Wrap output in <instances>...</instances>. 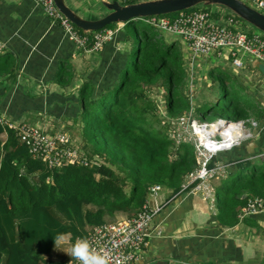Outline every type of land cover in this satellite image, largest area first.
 I'll return each instance as SVG.
<instances>
[{
  "label": "trees",
  "instance_id": "16d2710c",
  "mask_svg": "<svg viewBox=\"0 0 264 264\" xmlns=\"http://www.w3.org/2000/svg\"><path fill=\"white\" fill-rule=\"evenodd\" d=\"M118 35L121 41L134 37L136 43L126 52L124 65L110 69L108 83L97 85L84 78L77 91L78 109H69L73 124L80 125L84 153L94 161L91 166L72 163L50 168L32 156L16 130L0 122V264H40L57 235H67L74 244L89 227L108 221V215H134L153 184L171 194L182 189L185 176L196 167L194 148L190 143L176 145L169 137L168 123L149 93L153 88L165 92L164 109L170 117L192 108L195 117L214 113L230 120L264 118L260 102L219 65L208 71L220 93L216 101L191 104L180 42L144 18L125 22ZM15 60L9 51L0 53L2 89L11 88L16 80ZM55 81L70 85L64 60L58 63ZM220 154L210 166L221 160ZM259 154L222 160L226 176L213 184L221 225L259 227L249 216L239 218L247 198L264 199V153Z\"/></svg>",
  "mask_w": 264,
  "mask_h": 264
},
{
  "label": "crops",
  "instance_id": "0c3cea01",
  "mask_svg": "<svg viewBox=\"0 0 264 264\" xmlns=\"http://www.w3.org/2000/svg\"><path fill=\"white\" fill-rule=\"evenodd\" d=\"M102 1L112 0H65L69 7L86 19H97L108 12ZM101 7L106 9L104 14ZM121 29L123 27L118 31ZM118 31L100 50L82 51L61 26L51 22L34 0H0V53L9 51L14 55L18 69L11 88L2 89L0 84V116L9 121H28L42 129H51L43 124L49 127L54 122L69 119V109H78L77 91L84 78H91L97 85L108 83L110 69L124 65L131 45L130 41H121ZM168 38L179 40L174 36ZM180 45L186 59L188 53L182 42ZM211 57L233 73H238L237 76L242 78L240 83L246 88L251 87L244 81L250 80L251 75L244 71L245 65L242 68L233 67L227 53ZM211 57L208 56L209 59ZM60 60L68 63L71 73L70 85L65 87L55 81ZM252 62L254 66L256 61ZM257 82L262 83L264 88L263 74L257 77ZM188 83L189 79L187 88ZM260 105L264 108L261 101ZM258 124L252 140L219 153L221 160L217 162L249 154L251 157L256 152L259 154L261 148L264 151V118ZM1 136L5 139V134ZM217 182L215 180L213 184ZM157 200L168 202L151 222L148 244L139 264H153L158 260L167 264H264V208L249 215L257 221L258 228L243 223L227 227L218 221L216 209L211 206L213 203L190 191L189 187L174 194L166 189L159 193ZM128 216L126 212H116L105 219L115 221ZM64 237L67 238V235ZM56 248L59 250L57 254L67 251L53 247L50 253ZM69 252L63 259L64 264L71 258Z\"/></svg>",
  "mask_w": 264,
  "mask_h": 264
},
{
  "label": "built area",
  "instance_id": "2783aa9c",
  "mask_svg": "<svg viewBox=\"0 0 264 264\" xmlns=\"http://www.w3.org/2000/svg\"><path fill=\"white\" fill-rule=\"evenodd\" d=\"M34 1L42 7L51 22L61 26L82 51L100 50L124 25L119 22L111 28L79 32V28L58 10L54 0ZM116 1L125 5L143 0ZM242 1L264 13V0ZM214 9L194 8L178 11L172 16H149L144 20L163 35L178 37L188 53V63L198 57L222 56L227 53L231 65L236 68L244 66L243 55H249L264 65V33L250 29H246L248 32L244 31L234 14L227 12L223 7ZM188 86L192 88L190 78ZM189 92L191 100L192 89H189ZM191 109L175 117H170L165 111L161 113L168 125L170 124L168 135L174 144L190 143L194 148L196 167L185 176L181 190L189 187L190 191L199 193L213 203L211 206L214 208L213 181L226 176L227 165L216 161L210 166L211 160L223 151L252 140L259 124L253 118L199 121L191 113ZM0 122L16 130L20 141L26 144L32 156L41 159L50 168L72 163L91 166L94 163L81 150V146L71 144L69 137L61 131L52 132L51 129H42L25 121H9L3 115L0 116ZM163 188L160 184L151 185L147 198L134 215L91 226L86 235L79 238L87 239L99 253L107 255L110 264H139L148 244L151 222L168 202L157 200ZM263 208V198L249 197L241 208L239 218L254 214ZM70 260L71 264H78L71 258L65 264H69Z\"/></svg>",
  "mask_w": 264,
  "mask_h": 264
},
{
  "label": "rangeland",
  "instance_id": "374dc122",
  "mask_svg": "<svg viewBox=\"0 0 264 264\" xmlns=\"http://www.w3.org/2000/svg\"><path fill=\"white\" fill-rule=\"evenodd\" d=\"M203 7H207L211 10L212 9L215 10L214 8H219V7H223V6H219V5L211 6V5L199 4V5L195 6V9L203 8ZM101 8L104 9L103 7H101ZM223 8H225V7H223ZM105 10L106 9H104L103 14L105 13ZM225 10L229 13H232L227 8H225ZM234 16L240 22L242 30H244V31H247L246 29H250V31L258 30L255 27H253L251 24H249L248 22L244 21L242 18L236 16L235 14H234ZM122 27H123V25L121 26V28ZM173 36L176 37L175 35H173ZM166 37H169V35H167ZM131 38L132 39H130L129 46L131 45V49H134L136 46V43H135L134 37H131ZM184 60H185V64H188L187 66H188L189 73H190V79L192 80V88H190L188 86V88L192 89V92H193L192 93L193 94L192 99L190 100L191 104H193L195 107H197V106H205L206 103H212V102L216 101V99L218 98V94H220V93H219L218 89L216 88V83H214L210 80V78L208 76V71L214 66L221 65L224 69H226L231 74L233 72L227 66H223L222 64H218L220 61H218L216 59L214 60L213 57H211L210 59L208 57H204V58L198 57V58H195L194 60H192L191 63H188L187 59H185V56H184ZM242 61H243V64L245 65V67L243 68L244 71L251 74L250 80H244L251 87L246 88L245 85L242 83V85L245 87V91L248 94H251L253 96L252 97L249 95L251 98H255L257 101H259V102L261 101L262 103H264V88L262 86V83L257 82V77L262 75V74H261L260 70L255 65L254 66L252 65L253 64L252 61H255V60H253L249 55H243ZM237 74L233 73L232 75L235 76V78L237 79L238 82H240L242 80V78L240 79L237 76ZM188 88H187V93H188V95H190ZM149 93L153 95L154 99H156L158 106H159L158 107L159 111L160 112L162 111V113H164V111H165V109H164V103H165V98H164L165 95L164 94H165V92L162 89L153 88L152 90L149 91ZM193 110L194 109H191L192 114H194ZM195 118L198 119L199 121H208L209 122V121H214L218 117L216 114L211 113L210 115H206L204 117L196 116ZM59 121H60V123L54 122V125H52V126L49 125V127H48V124H46V125L43 124L42 126L47 127V128H51L52 132L61 131L62 133H64L65 135H67L69 137V142L71 144L81 146V150L84 152V150H86V145H85V143L81 137L80 125H78V124L74 125L70 118L64 119L62 121L59 120ZM258 121H259V123H261V119H259ZM25 122H28V121H25ZM169 127H170V124L168 125V128ZM1 137L3 139V136H1ZM164 191H166L165 188H163L162 192H164ZM90 208H92V207H90ZM72 245L73 244L68 240V236H67V238H65L64 241L58 246V249H60V250L66 249L68 251V250H70ZM58 251L59 250H57V248H56V250H54L52 253H50L48 256H46L45 260L41 261L40 264H51L53 262L64 264L65 260H63V259L66 258L65 255H66L67 251H65L64 254H57Z\"/></svg>",
  "mask_w": 264,
  "mask_h": 264
},
{
  "label": "water",
  "instance_id": "95a60500",
  "mask_svg": "<svg viewBox=\"0 0 264 264\" xmlns=\"http://www.w3.org/2000/svg\"><path fill=\"white\" fill-rule=\"evenodd\" d=\"M54 4L72 24L84 33L100 30L110 23H125L154 15H166L187 10L199 4L223 6L264 33V13L242 0H143L125 5L116 0L102 1L108 12L97 19H86L80 16L66 4L65 0H54ZM255 66L264 75V65L256 61ZM153 264H167V262L158 260Z\"/></svg>",
  "mask_w": 264,
  "mask_h": 264
},
{
  "label": "clouds",
  "instance_id": "9594fccd",
  "mask_svg": "<svg viewBox=\"0 0 264 264\" xmlns=\"http://www.w3.org/2000/svg\"><path fill=\"white\" fill-rule=\"evenodd\" d=\"M65 237L63 234L54 238V247H58ZM69 255L78 264H110L109 257L99 253L87 239L78 238L72 245ZM71 264V260L69 261Z\"/></svg>",
  "mask_w": 264,
  "mask_h": 264
}]
</instances>
